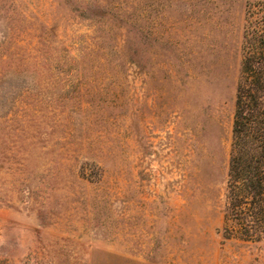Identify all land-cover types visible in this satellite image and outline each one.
<instances>
[{"label":"rangeland","instance_id":"rangeland-1","mask_svg":"<svg viewBox=\"0 0 264 264\" xmlns=\"http://www.w3.org/2000/svg\"><path fill=\"white\" fill-rule=\"evenodd\" d=\"M247 0H0V264H264L227 213Z\"/></svg>","mask_w":264,"mask_h":264},{"label":"trees","instance_id":"trees-1","mask_svg":"<svg viewBox=\"0 0 264 264\" xmlns=\"http://www.w3.org/2000/svg\"><path fill=\"white\" fill-rule=\"evenodd\" d=\"M228 176V216L244 238L264 239V0L246 2Z\"/></svg>","mask_w":264,"mask_h":264}]
</instances>
